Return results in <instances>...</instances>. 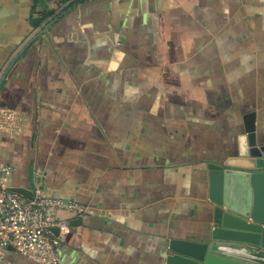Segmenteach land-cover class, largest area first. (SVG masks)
Here are the masks:
<instances>
[{"label": "crops", "instance_id": "0c3cea01", "mask_svg": "<svg viewBox=\"0 0 264 264\" xmlns=\"http://www.w3.org/2000/svg\"><path fill=\"white\" fill-rule=\"evenodd\" d=\"M73 1L0 0V164L87 207L54 215L59 264H166L213 229L207 164L249 113L264 159V0Z\"/></svg>", "mask_w": 264, "mask_h": 264}, {"label": "water", "instance_id": "95a60500", "mask_svg": "<svg viewBox=\"0 0 264 264\" xmlns=\"http://www.w3.org/2000/svg\"><path fill=\"white\" fill-rule=\"evenodd\" d=\"M244 120L237 154L207 164L213 229L204 241L171 238L166 264H264V159L254 114ZM34 188L31 181L28 188L10 190L29 198Z\"/></svg>", "mask_w": 264, "mask_h": 264}, {"label": "built area", "instance_id": "2783aa9c", "mask_svg": "<svg viewBox=\"0 0 264 264\" xmlns=\"http://www.w3.org/2000/svg\"><path fill=\"white\" fill-rule=\"evenodd\" d=\"M51 14L35 11L33 16L49 20L60 14L70 3L65 0H44ZM10 170L0 164V264L2 251L11 246L21 256L36 264H59L61 240L54 228L64 223L55 219L57 211L81 216L87 207L79 202L51 197L34 190L27 198L9 186Z\"/></svg>", "mask_w": 264, "mask_h": 264}, {"label": "trees", "instance_id": "16d2710c", "mask_svg": "<svg viewBox=\"0 0 264 264\" xmlns=\"http://www.w3.org/2000/svg\"><path fill=\"white\" fill-rule=\"evenodd\" d=\"M81 1H83V0H74L73 3H74V2L77 3V2H81ZM71 4H72V3H71ZM70 6H71V5L69 4L65 9H67V8L70 7ZM65 9H64V10H65ZM57 16H58V14L52 16L50 20H53V19L56 18Z\"/></svg>", "mask_w": 264, "mask_h": 264}]
</instances>
